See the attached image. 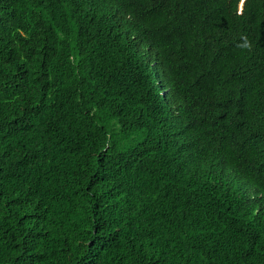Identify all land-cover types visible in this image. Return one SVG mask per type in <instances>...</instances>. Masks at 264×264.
<instances>
[{
	"label": "trees",
	"instance_id": "1",
	"mask_svg": "<svg viewBox=\"0 0 264 264\" xmlns=\"http://www.w3.org/2000/svg\"><path fill=\"white\" fill-rule=\"evenodd\" d=\"M0 0V264H264V0Z\"/></svg>",
	"mask_w": 264,
	"mask_h": 264
},
{
	"label": "clouds",
	"instance_id": "2",
	"mask_svg": "<svg viewBox=\"0 0 264 264\" xmlns=\"http://www.w3.org/2000/svg\"><path fill=\"white\" fill-rule=\"evenodd\" d=\"M246 0H242V3H241V5H240V10H242V8H243V3L245 2Z\"/></svg>",
	"mask_w": 264,
	"mask_h": 264
}]
</instances>
